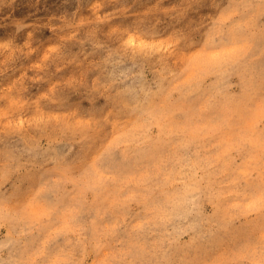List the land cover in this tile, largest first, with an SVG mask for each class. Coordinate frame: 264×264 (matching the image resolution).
Segmentation results:
<instances>
[{
    "label": "rangeland",
    "instance_id": "1",
    "mask_svg": "<svg viewBox=\"0 0 264 264\" xmlns=\"http://www.w3.org/2000/svg\"><path fill=\"white\" fill-rule=\"evenodd\" d=\"M0 264H264V0H0Z\"/></svg>",
    "mask_w": 264,
    "mask_h": 264
}]
</instances>
